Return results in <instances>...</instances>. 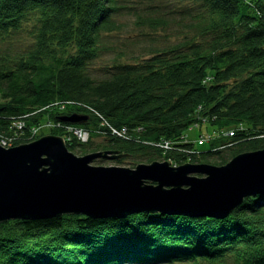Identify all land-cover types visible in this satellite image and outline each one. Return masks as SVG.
<instances>
[{
	"label": "trees",
	"instance_id": "1",
	"mask_svg": "<svg viewBox=\"0 0 264 264\" xmlns=\"http://www.w3.org/2000/svg\"><path fill=\"white\" fill-rule=\"evenodd\" d=\"M139 1L0 0V42L21 32L32 41L23 54H0V142H31V129L46 114L64 131L71 125L58 119L86 115L85 124L72 127L87 129L89 142H66L77 156L108 151L126 155L123 160L147 157L145 165L219 167L226 164L220 148L232 158L264 149V0H168L188 4L174 12L184 35L148 59L111 66L105 78L92 79L89 69L104 41L123 27L116 20L121 12L135 16L139 29L169 28L157 15L136 16ZM197 115L211 131L236 130L194 152L184 135ZM97 139L103 145L89 149ZM183 261L264 264V196L246 199L222 220L139 214L0 224V264Z\"/></svg>",
	"mask_w": 264,
	"mask_h": 264
},
{
	"label": "water",
	"instance_id": "2",
	"mask_svg": "<svg viewBox=\"0 0 264 264\" xmlns=\"http://www.w3.org/2000/svg\"><path fill=\"white\" fill-rule=\"evenodd\" d=\"M71 126L86 115L58 119ZM57 136L0 147V224L62 216L124 220L139 214L222 220L248 198L264 196V149L242 153L222 166L170 161L134 169L91 166L118 161V152L77 156Z\"/></svg>",
	"mask_w": 264,
	"mask_h": 264
},
{
	"label": "rangeland",
	"instance_id": "3",
	"mask_svg": "<svg viewBox=\"0 0 264 264\" xmlns=\"http://www.w3.org/2000/svg\"><path fill=\"white\" fill-rule=\"evenodd\" d=\"M134 5H136L134 13L136 16L157 15L163 20H166L169 28L166 30L157 29L156 31H150L144 28L139 29L134 23L135 16L131 15L130 12H121L116 20L123 24V27L120 32L111 34V36L104 41V51L89 69V75L92 79L100 80L105 78L107 76V71L111 66L133 65L140 60L148 59L150 58L152 51L168 47L177 42L180 37L184 35V32H182L183 24L181 23L182 16L174 12L179 8L183 9L187 7V3L178 5L177 2H171L168 0H140L138 4L135 3ZM26 34L27 33L21 32L12 36L10 39H7L5 42H0V54L5 55L8 58H13L29 50L32 41ZM54 106L59 107L60 112L67 111L70 108H68L67 105ZM200 110L198 109V111ZM46 115L40 120V122L37 123L34 130L31 129V132L34 133L33 138H31L32 141L48 135L62 138L65 141V145H67L66 142L76 140V137L73 135V130H76L75 128H69L70 130L72 129L71 132L64 131L62 127L53 123ZM206 119L207 118H200L197 115L194 128H190L184 135V142L191 144V148H193L194 152L204 151L208 145L207 143L214 137H217L218 139L230 138L232 131L236 130V128L233 127L234 129L225 128L220 131L215 129L211 131L210 128H206ZM82 130H85L88 133L89 142L91 133L85 128H82ZM58 131H60V133ZM68 136H71L72 138ZM101 141L102 139L92 140L89 149H92L95 146L103 145V142ZM3 143L6 144L7 142ZM3 143L0 144V147L7 149ZM230 153L231 152L228 149L220 148V153L218 155L220 158L225 159L227 163L232 159ZM146 161L147 157H140L139 155H136L132 158H126L124 160L121 159L119 163H114L112 161H95L91 164V166L134 169L137 165H142L143 163L145 164ZM170 167L175 166L170 162ZM175 264L209 263L203 261H183ZM225 264H230V261H226Z\"/></svg>",
	"mask_w": 264,
	"mask_h": 264
},
{
	"label": "built area",
	"instance_id": "4",
	"mask_svg": "<svg viewBox=\"0 0 264 264\" xmlns=\"http://www.w3.org/2000/svg\"><path fill=\"white\" fill-rule=\"evenodd\" d=\"M101 126L103 127L105 125L101 124ZM102 127H100V129H102ZM69 128H74V127H67L66 128L67 131L71 132L72 129L70 130ZM75 129L76 130H73V135L76 137L75 141L79 142L81 144H86L88 142V133L85 130H82V129H78V128H75ZM110 135L113 136V137H119V134L117 132H115L114 130H110ZM2 143L3 142H0V144H2ZM3 144H5V143H3ZM4 146L7 147V149L13 147L11 145L8 146L7 144H5Z\"/></svg>",
	"mask_w": 264,
	"mask_h": 264
}]
</instances>
